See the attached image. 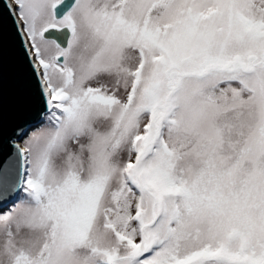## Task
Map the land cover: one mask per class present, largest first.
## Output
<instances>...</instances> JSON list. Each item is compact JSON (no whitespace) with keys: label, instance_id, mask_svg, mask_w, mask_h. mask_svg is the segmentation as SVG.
<instances>
[{"label":"snow or ice","instance_id":"obj_1","mask_svg":"<svg viewBox=\"0 0 264 264\" xmlns=\"http://www.w3.org/2000/svg\"><path fill=\"white\" fill-rule=\"evenodd\" d=\"M3 7L45 108L0 264H264V0Z\"/></svg>","mask_w":264,"mask_h":264},{"label":"water","instance_id":"obj_2","mask_svg":"<svg viewBox=\"0 0 264 264\" xmlns=\"http://www.w3.org/2000/svg\"><path fill=\"white\" fill-rule=\"evenodd\" d=\"M6 2L7 0H0V167L15 165L23 177L25 164L18 149H22L20 144L27 137L23 133L31 132V126L36 123L38 115L43 117L42 109L45 104L35 81L31 82L29 89L23 94L17 88L20 74L26 65L13 18L3 7ZM45 35L48 36L47 33ZM66 38V34L61 36V42ZM7 207L10 204H0V211Z\"/></svg>","mask_w":264,"mask_h":264},{"label":"rangeland","instance_id":"obj_3","mask_svg":"<svg viewBox=\"0 0 264 264\" xmlns=\"http://www.w3.org/2000/svg\"><path fill=\"white\" fill-rule=\"evenodd\" d=\"M31 134V132L29 133V135ZM28 140V136L25 138V140L21 143L22 146L25 147V142ZM21 195H24V193L21 191Z\"/></svg>","mask_w":264,"mask_h":264},{"label":"bare ground","instance_id":"obj_4","mask_svg":"<svg viewBox=\"0 0 264 264\" xmlns=\"http://www.w3.org/2000/svg\"><path fill=\"white\" fill-rule=\"evenodd\" d=\"M20 146H21L22 149L24 148V146H22L21 144H20ZM24 164H25V161H24Z\"/></svg>","mask_w":264,"mask_h":264}]
</instances>
